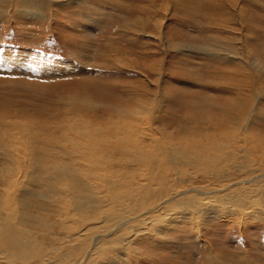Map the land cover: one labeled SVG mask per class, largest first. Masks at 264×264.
Returning <instances> with one entry per match:
<instances>
[{"label": "rangeland", "instance_id": "obj_1", "mask_svg": "<svg viewBox=\"0 0 264 264\" xmlns=\"http://www.w3.org/2000/svg\"><path fill=\"white\" fill-rule=\"evenodd\" d=\"M39 2L42 17L36 9L29 14L13 1L0 2V115L36 121L46 130L42 139L59 138L57 129L83 123L82 116L116 118L122 109L135 112L140 106H152L154 126H184L182 134L199 139L210 128L197 123L221 119L223 106L242 94L256 96L264 113V71L251 66L258 61L264 69V0H67L71 4L60 8L51 0ZM143 82L152 92L145 85L136 88ZM73 98L83 101L75 112ZM254 126L263 128L264 119ZM31 148L22 147L16 160L28 157ZM112 151L117 154L120 146L112 145ZM58 152L52 153L57 159ZM52 160L44 165L56 173L61 167ZM28 198L32 206L41 199L32 192ZM223 220L214 221L218 227L210 233L202 227L201 236L186 235L187 223L181 232L169 233L170 244L151 250L163 257L142 261L132 255L131 263L264 264V223L247 221L231 229ZM136 246L144 253L146 242ZM128 259L120 254L114 263L129 264Z\"/></svg>", "mask_w": 264, "mask_h": 264}, {"label": "bare ground", "instance_id": "obj_2", "mask_svg": "<svg viewBox=\"0 0 264 264\" xmlns=\"http://www.w3.org/2000/svg\"><path fill=\"white\" fill-rule=\"evenodd\" d=\"M10 1L18 10L30 14L36 9L42 17L40 0H0ZM51 1L57 8L71 4ZM253 65H258L255 72L264 71L258 61ZM243 95L222 105L221 119L197 123V128H210L199 139L182 134L184 126H154L152 106L122 109L118 120L82 116L83 123L57 129L59 138L45 139L46 130L36 121L0 115V264H115L120 254L129 264L132 255L152 261L163 254L151 250L170 244L169 233L181 232L187 223L188 236L201 233L202 227L209 233L217 230L214 221L222 218L231 229L247 221L264 223V127L254 126L264 113L254 94ZM70 103L75 112L83 101L73 98ZM112 145L120 146L117 154ZM22 147H32L30 155L17 161ZM50 157L60 171L47 170L44 163ZM36 187L42 192L33 191ZM31 192L41 198L37 206L31 205ZM140 242H146L144 253L136 246Z\"/></svg>", "mask_w": 264, "mask_h": 264}]
</instances>
